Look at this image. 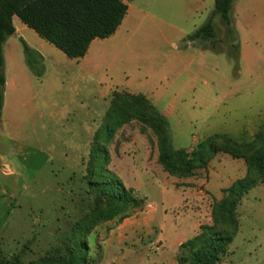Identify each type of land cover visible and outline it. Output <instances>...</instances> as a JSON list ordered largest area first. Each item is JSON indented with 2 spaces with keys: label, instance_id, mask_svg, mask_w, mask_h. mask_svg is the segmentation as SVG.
<instances>
[{
  "label": "rangeland",
  "instance_id": "374dc122",
  "mask_svg": "<svg viewBox=\"0 0 264 264\" xmlns=\"http://www.w3.org/2000/svg\"><path fill=\"white\" fill-rule=\"evenodd\" d=\"M124 2L117 32L90 45L81 60L25 27L18 35L44 57L28 68L22 42L12 39L19 89L0 115V260L7 264L16 257L57 264L77 240L89 257L100 255L98 264H176L178 246L211 224L213 203L244 177L245 158L264 138V0H234L233 34L215 16L213 50L187 37L205 23L214 0ZM152 106L161 114L170 108L162 115L175 149L191 151L226 134L212 138L206 170L183 179L156 163ZM118 109L124 119L114 127ZM226 145H238L241 158L224 152ZM97 151L105 162L92 158ZM103 172L143 205L96 222L105 205L93 183ZM236 230L219 264H264V186L238 206Z\"/></svg>",
  "mask_w": 264,
  "mask_h": 264
},
{
  "label": "trees",
  "instance_id": "16d2710c",
  "mask_svg": "<svg viewBox=\"0 0 264 264\" xmlns=\"http://www.w3.org/2000/svg\"><path fill=\"white\" fill-rule=\"evenodd\" d=\"M232 3L233 0H214L213 12L202 26L187 37V41H199L203 46L209 45L212 50L215 49V16L220 17L228 32L233 34L230 19ZM127 11L128 6L124 0H0V115L5 89L3 45L14 34L12 17H17L26 28L67 59L79 60L86 56L94 40H105L116 33ZM23 50L30 68L33 64H39L38 55L24 43ZM144 97L140 95L138 102L146 104ZM150 112L151 127L157 140L156 163L162 170L170 176L183 179L194 177L200 169L206 170L209 161L206 153L208 150L210 155L215 152L212 138L226 135H210L197 143V147L191 151L175 149L167 119L153 106L150 107ZM123 114L122 109L116 111L112 118L114 127H119L118 121H123ZM222 150L233 159L241 158L238 145L233 148L226 145ZM92 158L104 162L107 159L100 151L95 152ZM245 163L244 177L222 190L223 197L213 203L211 224L200 225L195 236L178 246L176 264H219L227 256L228 247L237 232L238 206L251 189L257 185L264 186V138L245 158ZM93 187L105 205L96 222L124 218L143 205V201L134 195L132 189H126L119 179L108 172L97 173ZM99 261V254L89 257L88 247L77 240L59 255L57 264H98ZM0 264L7 263L0 260ZM14 264H21L18 257Z\"/></svg>",
  "mask_w": 264,
  "mask_h": 264
},
{
  "label": "crops",
  "instance_id": "0c3cea01",
  "mask_svg": "<svg viewBox=\"0 0 264 264\" xmlns=\"http://www.w3.org/2000/svg\"><path fill=\"white\" fill-rule=\"evenodd\" d=\"M233 2H234V0H233ZM12 25L14 27V34L12 36H10L9 38H7L6 41L4 42V45H3L5 89H4V102H3V107H2V115H4V113L6 112L8 104H9L10 100L12 99L13 95L16 94L17 90L19 89V86H18L17 81H16V76H15V73H16L15 68L16 67L14 65V62H15V52L14 51H17V45H16V43L14 41L15 40L16 41H21L22 42V49H23V43H24L31 51L35 52L38 55V57L40 58V61L44 60L43 55L38 50H36L35 48L27 45L22 40V38L18 35V31H24L25 26L15 16L12 17ZM12 39H15V40L12 41ZM96 41H98V40H94L91 43V46L94 45V43H96ZM91 46H90V48H91ZM90 48H89V50H90ZM23 54H24V50H23ZM87 54H86V56H87ZM24 56H25V54H24ZM84 58H82V59H84ZM16 60H19V58L17 56H16ZM79 60H81V59H79ZM25 63L27 65V67L30 68L28 66V64H27L26 56H25ZM140 95H142V94H140ZM164 110H165V113H162V114L167 118V116L169 114L167 112V110L170 111V108H168V109L164 108ZM4 220H5V216L3 217L2 222H4ZM1 229H2V226L0 227V230Z\"/></svg>",
  "mask_w": 264,
  "mask_h": 264
}]
</instances>
